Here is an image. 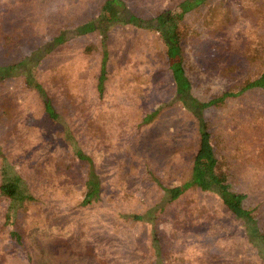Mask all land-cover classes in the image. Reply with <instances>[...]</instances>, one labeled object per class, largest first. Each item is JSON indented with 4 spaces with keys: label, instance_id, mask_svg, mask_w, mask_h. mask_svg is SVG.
Here are the masks:
<instances>
[{
    "label": "trees",
    "instance_id": "trees-1",
    "mask_svg": "<svg viewBox=\"0 0 264 264\" xmlns=\"http://www.w3.org/2000/svg\"><path fill=\"white\" fill-rule=\"evenodd\" d=\"M32 2L35 1L18 7L17 15L23 16L22 23L6 31L0 24V79L18 76L25 88L37 91L38 110L58 128V162L70 153L78 159V167L65 174L53 169L51 172L44 168L45 173L41 168L36 169L38 176L45 174L41 181L51 198L75 199V193L84 187L83 197L75 199L69 209L76 211L75 216L90 215L95 208L94 200L100 189L97 169L104 158L100 164L96 163L94 151L103 140L105 116L112 118L113 113L119 112L117 114L138 117L128 134L130 140L121 148V152L125 150L122 152L125 158L118 162L119 175L126 180L138 176L137 185L152 179L150 174L157 164L152 162L150 166L149 160H159L160 164L174 162L179 140L188 127L198 145L187 176L166 188L156 181L166 196L163 205L157 206V203L130 216L150 223L171 220L176 229L183 232L199 228L209 234L217 233L223 251L221 255L203 257L191 252L190 247L197 244L191 242L179 249L186 256L175 255L178 241H158L153 235L152 255L143 253L144 261L163 264L162 254L166 252V255L171 253L167 264L180 261L185 264H257L249 263L245 253L253 250L257 260L264 262V221H259L264 212V146L259 139L251 138V130L258 128L264 115L250 100H242L239 108L227 112L223 118L212 113V109L229 108L232 100L252 91H264V0H241L249 24L237 27V31L233 27L235 16L224 0L206 6L201 4L207 0H183L178 3L179 16H174L170 8L159 9L152 17L139 15L137 9L128 8L122 0H102L90 9L86 3L75 5L64 18H61L63 14L58 15L59 10L45 18L43 5ZM9 11L13 9L1 8L0 22L5 17L8 19ZM190 11L195 13L192 18H188ZM46 27L52 28L54 36L41 45L40 37ZM138 28L160 34L165 46L166 67L148 64L151 47L143 34L137 35L129 48L125 47V37L137 33ZM71 30L76 34L71 35ZM76 35L82 37L79 42L57 48ZM88 35H91L89 39ZM23 38L34 44L30 55L19 52L17 42ZM189 49L205 74L226 78L223 88L216 91L207 86L203 94L195 91L186 67ZM83 63L88 67H82ZM78 66L81 69L76 70ZM40 73L45 74V81H38ZM152 94H157L153 98L155 105L148 109L146 101ZM108 105L112 110L106 112L104 107ZM6 107L8 104L1 107L2 113L6 112ZM213 122L220 127L215 133ZM16 123L7 124L9 132L21 133ZM218 131H225L221 138ZM242 137L248 141L249 148L241 157L243 161L234 162L229 149L238 151ZM173 141L176 143L172 144ZM27 142L23 137L15 146H26L30 141ZM86 143L90 146L87 155L82 149ZM7 156L0 146V157L4 160V164H0V200L7 202V209H0L1 248L2 241H8L10 247L4 252L12 251L15 257L20 253L27 255V259L14 257L13 264H65L62 256L47 254L39 246L41 237L61 234L63 222L59 220L44 230L26 225L28 205L41 203L44 198H37L25 189L23 176L11 169ZM42 160L36 158L40 165ZM84 168L88 171L85 180ZM54 177L61 181L62 189L55 187ZM207 194L210 199L206 198ZM169 212L172 217L167 216Z\"/></svg>",
    "mask_w": 264,
    "mask_h": 264
},
{
    "label": "rangeland",
    "instance_id": "rangeland-1",
    "mask_svg": "<svg viewBox=\"0 0 264 264\" xmlns=\"http://www.w3.org/2000/svg\"><path fill=\"white\" fill-rule=\"evenodd\" d=\"M34 1L32 3L36 5H43L41 6L43 7V16L45 18L51 14H56V10H59L58 15L63 14L61 18H64L68 14V9H72L75 5L86 3L88 9H90L94 8L96 3L100 4L102 0H41L42 2L39 3L36 0ZM182 1L122 0L128 8L137 9V13L145 17L155 16L159 9L166 10L170 8L174 16H179L181 14L179 4ZM219 1L207 0V3H202L201 6L214 5ZM224 1L227 3L232 15L235 16L234 31H237V27L249 24L248 19L243 14L241 0ZM29 2L30 0H0V10L4 7L13 9V11L8 12V15L13 19L10 20L8 16V19L5 17L0 22L5 31L22 23L20 20L23 16L17 15V10L20 5ZM58 15L56 17H59ZM193 16H195V13L190 11L188 18H192ZM13 20L14 23L12 22ZM70 34L75 35L76 33L73 30ZM142 34L146 36L151 47L148 64L166 67L165 46L160 34L154 30L138 28L137 33H130L125 37L123 40L125 47L129 48L136 36ZM53 36L54 31L52 28L46 27L45 33L40 37L41 45L51 41ZM95 36L100 37L98 34ZM90 37L91 35H88L87 39ZM80 38H82L80 35L71 36V38L69 37V39L58 45L57 48H67L72 43L79 42ZM17 44L19 52L24 55H30L35 48L34 44L24 38L18 40ZM186 62L187 71L191 76L197 93L203 94L202 92L207 86L217 91L227 84V80L224 77L218 75L208 76L205 74L197 64L196 57L191 49L188 50ZM81 66L88 67L86 63L81 64ZM81 66L76 67V70L81 69ZM92 68L94 70L93 66ZM37 77L38 81L46 80L45 74L40 73ZM36 94L37 91L35 89L25 88L18 76L0 79V146L3 148L4 153L8 155V161L12 165L11 169L18 171L23 176L25 189L37 198H44L41 203L28 205L27 217L25 218L26 225L29 228L44 230L59 220L63 222L62 227L64 231L61 234L51 238L41 237L42 240L39 246L43 247L47 254L54 253L55 255L62 256L65 259L63 260L65 264H147L142 254H151L153 235L157 237L158 241H178V246L174 249L175 255L182 253L186 256L187 254L181 252L179 249L181 247L184 248L185 245L191 242L192 244L197 243L196 246L190 247L191 252H195L203 257L222 254L223 250L219 245L217 233L209 234L199 228H190L188 231L183 232L177 230L178 228L176 229L175 224L171 220L150 223L148 221L134 220L130 216L132 212L144 211L149 207H154L157 203V206L163 205L166 196L164 191L157 186L156 181L166 188L185 179L198 145L196 137L191 134V129L187 127L184 130L186 133L181 135L178 151L173 158L174 162H169L168 164L166 161H162L160 164L159 160H149L147 163L150 166L152 162H156L157 164L152 168V174H150L152 179L151 181H144L137 185L138 182L135 180L140 179L138 176L134 179L129 177V180H126V178L124 179L119 175L118 171L120 168L118 167V162L120 159L125 158L123 154L125 150L123 149L122 153L121 148L125 146L123 144L125 141L130 140L128 134L131 132V128H133L132 123L137 121L138 117L134 115L128 117L122 113L117 114L119 112H112L115 115L112 118L105 116L106 118L104 117L103 119L105 120L103 140L97 143L94 151V154L96 153V163L100 164L101 159L104 158L103 163L97 169V175H99L100 180L99 196L94 200L97 203H95V208L90 215L80 213L74 216L76 211L69 208L75 199L78 200L83 197L86 189L83 187L82 190L75 193V199L67 197L68 200L61 198L53 200L46 186L41 181V177L43 178L45 174L38 176L36 171L37 168H41L45 173V169L51 172L53 169L65 174L78 167V159L71 153L58 162V158H56L60 155L57 151V148L60 146L58 128L41 115V111L38 110L36 105V102L39 101V97ZM154 97H157V94H152V98L146 101L148 109H152L155 105ZM242 100H250L255 104L256 109L264 115V91H252L243 98L232 100L229 103L230 107L223 109V111L212 109L213 116L217 115L223 118L227 112L239 108L242 105ZM5 104H8V107H6V112L2 113L1 107L3 108ZM104 110L108 112L112 110V107L108 105L104 107ZM7 116H9L8 119H5ZM10 122H17L16 124H18L21 133L9 132L7 124ZM212 124V131L215 133L220 127L217 128V123L215 122ZM178 126H180L179 122ZM224 132L218 131L217 135L221 138L220 135L224 134ZM253 136L259 139L262 142V146H264V119L259 122L257 129L251 130V138ZM23 137L30 142H27L26 146L20 147L17 144V148L15 143ZM215 139L216 136H214ZM241 139L240 147L237 148L238 151L236 149H229L232 154L230 158L234 162L243 161L241 157L247 153V149L249 148L248 141L243 137ZM176 142L173 141L172 144ZM88 145L86 143L84 148H82L86 155L90 154V146ZM25 148L26 151H23ZM222 151L227 152L224 149ZM25 156H27V159ZM36 158L38 160L39 158L43 159V163L41 165L38 164ZM0 164H4V160L1 157ZM87 172L86 168L82 171L84 180L87 177ZM53 179L55 187L62 189L63 184L60 186L61 181L56 177ZM206 198L210 199V194H207ZM6 206L7 202L1 199L0 209L6 210ZM81 209H83V206H81ZM174 211L176 212L177 210L174 209ZM171 215L172 212H169L167 216L172 217ZM163 217L166 218L165 216ZM259 221L260 223L264 221V212L261 213ZM37 241H40V239L38 238ZM169 242L170 249L171 244ZM9 247L8 241H2V248L0 246V264H13L12 260L15 257L12 254L13 252H4ZM245 253L249 259V263L264 264L262 259L259 258L257 260L253 250H247ZM169 255L171 253L166 255V252H163V264H167V260L170 259ZM17 257L27 259L25 253H20ZM17 257L15 258L18 259ZM59 258L62 259L61 257ZM253 258L256 260H251ZM185 263L180 261L178 264Z\"/></svg>",
    "mask_w": 264,
    "mask_h": 264
}]
</instances>
